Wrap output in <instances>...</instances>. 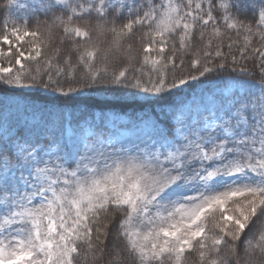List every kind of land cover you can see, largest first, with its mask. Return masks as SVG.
<instances>
[{
  "label": "snow or ice",
  "instance_id": "snow-or-ice-1",
  "mask_svg": "<svg viewBox=\"0 0 264 264\" xmlns=\"http://www.w3.org/2000/svg\"><path fill=\"white\" fill-rule=\"evenodd\" d=\"M14 6L0 4V89L166 101L233 84L138 143L105 135L103 114L71 141L62 113L44 135L5 129L0 264H264V0L251 18L234 0H41L31 28Z\"/></svg>",
  "mask_w": 264,
  "mask_h": 264
},
{
  "label": "rangeland",
  "instance_id": "rangeland-1",
  "mask_svg": "<svg viewBox=\"0 0 264 264\" xmlns=\"http://www.w3.org/2000/svg\"><path fill=\"white\" fill-rule=\"evenodd\" d=\"M5 0H0V4H3ZM41 0H17V5L11 9L10 15L17 23H22L25 18L28 19L29 27L35 25V10L40 5ZM234 3L238 5V8H234L233 11L241 18L245 15H253L252 5H259L261 0H234ZM0 23L3 25V18L5 13L1 11ZM41 20L45 19L43 15H39ZM235 39V35L233 34ZM225 84L232 85L233 81L226 77L223 80L215 81L209 80L199 88V92L196 91L188 94L185 99L177 97V105H192L193 101L200 102V98L203 97L204 101L211 100L213 95H218L224 88ZM199 93L201 95H199ZM195 112V107L193 106ZM63 114L65 118L63 129L57 128V134L61 136L63 140L71 141L78 139L81 135L88 134V125L93 122L95 117V123L101 124V115L103 114V130L105 135L115 134L121 141L128 143H138L139 137L142 133L149 130V124L152 120H156L152 113L144 115V117H138L139 119L131 118L129 114L108 110L101 112L100 110L95 113L89 114H76L72 115L69 110L59 108L53 110V108L42 107L41 104L35 101L26 100L19 96H6L0 94V134L5 129L12 127L14 133L17 128L23 129L27 134L31 132L33 136L44 135L45 129H52L53 121L58 114ZM161 115V114H160ZM163 115V114H162ZM207 115V113H205ZM166 118V116H165ZM167 119V118H166ZM87 121V123H86ZM165 125H169V120H164ZM174 123V121H173ZM162 126H164L162 124ZM102 263V261H99ZM104 264V262L102 263Z\"/></svg>",
  "mask_w": 264,
  "mask_h": 264
},
{
  "label": "trees",
  "instance_id": "trees-1",
  "mask_svg": "<svg viewBox=\"0 0 264 264\" xmlns=\"http://www.w3.org/2000/svg\"><path fill=\"white\" fill-rule=\"evenodd\" d=\"M1 14L0 11V18ZM245 17L251 18L250 15H245L244 18ZM2 35L3 25L0 23V37H2ZM226 77H229V73H219L216 76H210L208 78H203L198 82H192L191 88L184 89L181 93L169 97L166 101H157L154 98L145 99L143 97L133 99L128 96L114 95L113 93L106 91H85L72 100H66L59 96L58 93L45 91L44 89H23L22 91L18 90L16 93L0 89V94L6 96L15 95L29 101L33 100L36 103L41 104L42 107H51L55 111L59 108L69 110L72 115L95 113L97 110H100L101 112L112 110L129 114L132 116L131 118L139 119L138 117H144V115L152 113L155 119L158 118L163 122V125H165L164 120H167L165 114H171L174 111L175 106L177 105V97L185 99V97L191 92L196 91V93H198L199 88L204 82L206 83V81L209 80L220 81ZM199 95L201 94L199 93ZM102 263L98 262V264ZM189 264H197V258L195 255L189 258Z\"/></svg>",
  "mask_w": 264,
  "mask_h": 264
}]
</instances>
